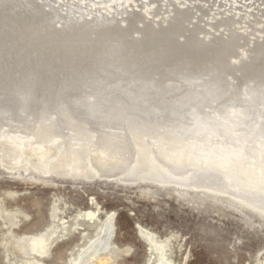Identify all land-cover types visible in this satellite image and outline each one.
<instances>
[{"label":"bare ground","instance_id":"obj_1","mask_svg":"<svg viewBox=\"0 0 264 264\" xmlns=\"http://www.w3.org/2000/svg\"><path fill=\"white\" fill-rule=\"evenodd\" d=\"M54 2L0 0V163L204 189L264 218V28L245 41L232 17L219 16L211 23L223 31L208 36L199 4L170 1L158 21L147 16L156 7L125 10L118 21ZM101 228L75 264L111 249L110 216ZM139 232L169 264L153 234ZM54 237L30 249L46 253Z\"/></svg>","mask_w":264,"mask_h":264},{"label":"rangeland","instance_id":"obj_2","mask_svg":"<svg viewBox=\"0 0 264 264\" xmlns=\"http://www.w3.org/2000/svg\"><path fill=\"white\" fill-rule=\"evenodd\" d=\"M135 1L55 0L54 5L66 11L67 4L75 3L71 8L79 6L85 17L101 9L102 14H116L118 21L124 18L122 11L136 9L145 16L152 6L156 9L147 16L158 21L173 1L206 9L202 17L193 9L192 16L193 21L201 17L208 36L223 31L213 27L219 16L232 17L236 31L246 32L245 41L260 39L264 28L261 0H140L139 8ZM5 167L0 163V264H75L81 249L101 233L107 216L113 225L111 249L88 264H158L159 251L139 229L164 246L169 264H264L261 212L227 194L153 180L59 177L30 166ZM84 212L95 213L93 219L79 218ZM52 231L55 243L46 253L30 249L38 237Z\"/></svg>","mask_w":264,"mask_h":264},{"label":"water","instance_id":"obj_3","mask_svg":"<svg viewBox=\"0 0 264 264\" xmlns=\"http://www.w3.org/2000/svg\"><path fill=\"white\" fill-rule=\"evenodd\" d=\"M94 177H91V178H88V179H93ZM107 179H109V178H107Z\"/></svg>","mask_w":264,"mask_h":264}]
</instances>
